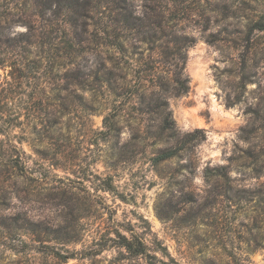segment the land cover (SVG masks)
<instances>
[{
	"label": "rangeland",
	"instance_id": "1",
	"mask_svg": "<svg viewBox=\"0 0 264 264\" xmlns=\"http://www.w3.org/2000/svg\"><path fill=\"white\" fill-rule=\"evenodd\" d=\"M83 1L0 0V264H264V0Z\"/></svg>",
	"mask_w": 264,
	"mask_h": 264
},
{
	"label": "trees",
	"instance_id": "2",
	"mask_svg": "<svg viewBox=\"0 0 264 264\" xmlns=\"http://www.w3.org/2000/svg\"><path fill=\"white\" fill-rule=\"evenodd\" d=\"M66 1V7L65 9L67 10H72L74 8L75 3L81 6L82 11H84L87 7V5L83 2L79 3V0H65ZM75 2V3H74ZM100 2V0L96 1V3ZM74 4V5H73ZM114 9L121 10V7L117 5ZM128 20L124 18H119L117 22L125 23L127 24ZM116 44V42H115ZM119 45L120 43L117 42ZM121 47V46H119ZM181 47V46H180ZM184 47V46H182ZM177 51L179 50V46L176 47ZM178 65V64H176ZM183 70H184V65L179 67L178 71L175 72V76L173 77V86H172V92L174 95H179L186 93L188 90V78L183 76ZM116 97H121L123 93L119 92L118 90H114L113 92ZM136 92H132L131 95ZM153 101V100H152ZM121 102H117L115 100V103L113 104L112 107V115L115 117L116 115L119 114L121 111ZM147 107H149L152 111H154L161 122V128L167 129V130H172L173 129V121L170 117V112L167 109V101L164 98L157 97L154 99L153 102L149 101L146 104ZM201 133V130H196ZM176 154V150L173 149H164L161 152L158 153L156 158L158 160H164L169 157H172ZM111 244L109 246H114L117 248L118 252V257L121 260H128L131 259L133 261L137 259H143L146 264H156L155 261H152V259H155L154 254H152L148 248V246L145 244V242L137 235L133 234L131 235L130 238H128L125 234H122L120 232H116L114 238H110ZM75 254L69 253L67 255H63L62 257L67 259V258H73ZM159 264H171L168 260L164 259H158ZM130 264V263H129ZM132 264V263H131ZM136 264V263H134Z\"/></svg>",
	"mask_w": 264,
	"mask_h": 264
},
{
	"label": "bare ground",
	"instance_id": "3",
	"mask_svg": "<svg viewBox=\"0 0 264 264\" xmlns=\"http://www.w3.org/2000/svg\"><path fill=\"white\" fill-rule=\"evenodd\" d=\"M201 87V86H200ZM199 97V96H197ZM220 111V110H219ZM222 112V111H221ZM220 112V113H221ZM190 124H201L200 120L197 119L194 115H192V120L189 122Z\"/></svg>",
	"mask_w": 264,
	"mask_h": 264
}]
</instances>
